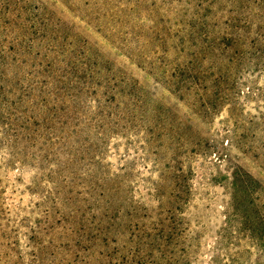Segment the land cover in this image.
<instances>
[{"label": "rangeland", "instance_id": "1", "mask_svg": "<svg viewBox=\"0 0 264 264\" xmlns=\"http://www.w3.org/2000/svg\"><path fill=\"white\" fill-rule=\"evenodd\" d=\"M0 264H264V0H0Z\"/></svg>", "mask_w": 264, "mask_h": 264}]
</instances>
